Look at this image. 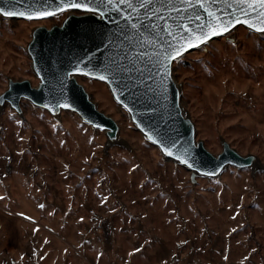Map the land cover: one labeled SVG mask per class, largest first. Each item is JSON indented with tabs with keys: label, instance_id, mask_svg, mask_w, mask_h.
<instances>
[{
	"label": "rangeland",
	"instance_id": "rangeland-1",
	"mask_svg": "<svg viewBox=\"0 0 264 264\" xmlns=\"http://www.w3.org/2000/svg\"><path fill=\"white\" fill-rule=\"evenodd\" d=\"M65 16H0V93L8 79L37 85L31 33ZM172 77L196 140L213 155L226 141L259 165L212 178L188 171L146 141L104 83L84 76L77 81L119 126L115 145L73 112L52 116L21 100L18 115L5 103L0 264H264V35L237 27L174 61Z\"/></svg>",
	"mask_w": 264,
	"mask_h": 264
},
{
	"label": "water",
	"instance_id": "water-1",
	"mask_svg": "<svg viewBox=\"0 0 264 264\" xmlns=\"http://www.w3.org/2000/svg\"><path fill=\"white\" fill-rule=\"evenodd\" d=\"M163 2L164 0H152V9H144L140 12V20L144 24L142 31L145 34L156 35L152 30L150 21L144 20L145 12H151L154 9L158 17L176 15L175 12L169 13L161 10L160 4ZM13 3L16 11L24 12L42 8L47 0H13ZM172 3L174 7H178L176 0H172ZM0 6L3 5L0 4ZM181 12H183L182 9ZM112 15L115 16L116 14L113 13ZM4 18L28 20L20 16ZM116 19L119 20L120 17L116 16ZM152 19L155 23L163 25L162 20L155 17ZM36 20L42 19L31 21ZM167 22L172 24L171 19ZM237 27L248 29L243 24H238L233 29ZM250 31L259 33L253 30ZM225 34L213 37L212 40ZM109 35L117 44L123 39V37H119L118 32H115L112 23L106 20L101 21L99 17L91 14H66L58 25H52L49 28L44 26L34 28L30 41L26 46V52L38 83L36 86H32L30 81L26 79L21 81L8 79L7 88L0 93V108L6 103L18 115H21L20 102L26 100L33 106L47 111L52 116L58 115L62 110L70 111L77 114L79 119L86 125L103 131L107 146L115 145L119 126L111 117L97 108L84 87L77 81V77L84 76L104 83L115 103L128 113L131 122L146 141L158 148L165 159L176 162L188 171L202 177L212 178L217 177L227 166L245 169L259 165L256 156H243L231 148L226 141H221V151L217 155H213L205 148L202 141L196 140L194 124L183 113L180 104V90L172 77L173 63L171 65V77L164 88L159 86L158 78L155 77V69L148 64L147 59L142 62H135L134 66L140 71L131 73V81L122 78L128 76L127 73H122L121 77L111 83L96 77L74 73L73 68L77 66L86 70L99 71L100 66L107 62L106 58L115 55L117 52L132 54L133 45L128 42L118 48L109 45L106 49L105 45L108 44L107 38ZM160 35L163 36V27H161ZM136 39H140L139 34H137ZM196 49L191 48L184 54ZM151 51L152 48L148 46L140 49L142 53ZM132 59L136 61L134 55ZM122 63L133 67V65L128 64L127 60H122ZM65 74L70 75L65 79ZM149 75L153 76L152 80L147 79ZM141 80H143V83H141ZM61 82H63L62 86ZM114 88L117 91L113 92L112 89ZM61 98L70 103L72 108H64L58 105L57 100ZM124 104H127L133 111L129 112L125 109ZM45 105L49 107H45ZM149 135L159 137L169 147H171L172 141H177V147L174 149L177 154H180L179 150L182 147L187 148L189 151L186 158L192 167L177 161L175 156H168L163 153L157 144L148 139Z\"/></svg>",
	"mask_w": 264,
	"mask_h": 264
},
{
	"label": "snow or ice",
	"instance_id": "snow-or-ice-1",
	"mask_svg": "<svg viewBox=\"0 0 264 264\" xmlns=\"http://www.w3.org/2000/svg\"><path fill=\"white\" fill-rule=\"evenodd\" d=\"M0 4L3 5L0 6V16L2 17L20 16L33 20L62 13L69 15L75 13L79 15L91 14L99 17L101 21L106 20L112 23L115 32H118L119 37H123V39L117 44L109 35L105 48L107 49L109 45L118 48L128 42L133 45L132 54L117 52L115 55L108 56L107 62L100 66L99 71L86 70L78 66L73 68L74 73L96 77L109 83L121 77L122 73L128 74V76L122 77L123 79L131 81V73L140 71L134 66L135 62L147 59L148 64L155 69V77L158 78L159 86L164 88L171 77L172 63L174 61L179 63L183 60L184 53L189 49L207 46L213 37L229 33L238 24H243L248 29L264 35V0H176L178 7L173 6L172 0H164L160 4V9L169 13L175 12V16L158 17L154 9L144 13V20L150 21L152 30L156 33L155 36L147 35L142 31L144 24L140 20L142 10L152 9V0H55V2L47 0L42 8L24 12L14 9L13 0H0ZM113 13L116 15H112ZM116 16H119L120 19L117 20ZM154 17L162 20L163 25L155 23L152 19ZM169 19L172 20V24L167 22ZM161 27H163V36L160 35ZM137 34L140 39H136ZM101 42L103 43V40ZM145 46L152 48V51L140 52V49ZM133 55L136 57V61H133ZM122 60H127L128 64L133 67L125 65ZM68 75L70 74H65V79ZM147 79L152 80L153 76L149 75ZM62 84L63 82H61V86ZM112 91L115 92L117 89L114 88ZM121 103L123 102L121 101ZM57 104L64 108H72V105L63 98L57 100ZM123 106L129 112L133 111L127 104ZM45 107L49 106L45 105ZM16 122L22 123L19 120ZM148 139L157 144L166 155L175 156L177 161L192 167L186 158L189 151L187 148L182 147L179 150L180 154L174 151L177 141H172L171 147H169L159 137L149 135ZM103 202L101 200V203ZM20 215L24 216L25 214L20 213ZM26 218L33 219L32 217ZM138 251H140L139 248L132 249L133 253ZM131 254L129 253V255Z\"/></svg>",
	"mask_w": 264,
	"mask_h": 264
}]
</instances>
